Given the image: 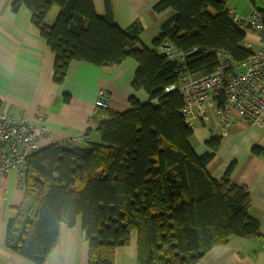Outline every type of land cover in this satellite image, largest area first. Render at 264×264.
Segmentation results:
<instances>
[{"label": "trees", "instance_id": "obj_1", "mask_svg": "<svg viewBox=\"0 0 264 264\" xmlns=\"http://www.w3.org/2000/svg\"><path fill=\"white\" fill-rule=\"evenodd\" d=\"M228 2L163 0L155 10L170 9L172 15L147 47L137 31L121 29L111 15L99 16L93 0L13 1L14 11L24 6L32 13L55 53V82L64 81L73 61L102 67L131 58L138 63L133 88L149 101L132 97L129 111H106L98 143L55 144L29 158L26 191L33 200L22 222H9L11 249L43 264L62 225L73 228L79 218L89 264H114L116 250L129 244L132 232L138 234V264H197L233 236H259L248 190L231 182V169L220 180L208 172L221 138L210 139L203 154L193 148L194 131L181 114L183 98L166 92L178 82L180 63L159 51L163 42L194 51L184 65L197 76L219 68L216 52L235 65L248 61L254 52L245 45L247 31L233 22ZM54 7L60 11L49 27L45 22ZM257 12L264 25V11Z\"/></svg>", "mask_w": 264, "mask_h": 264}, {"label": "crops", "instance_id": "obj_2", "mask_svg": "<svg viewBox=\"0 0 264 264\" xmlns=\"http://www.w3.org/2000/svg\"><path fill=\"white\" fill-rule=\"evenodd\" d=\"M13 1L0 0V98L3 102L0 113L19 122L46 126L53 139H40L42 149L55 144L72 147L98 143L101 138L97 129L106 121V111H129L132 97L141 103L149 101L147 93L133 88L138 63L131 58L119 65L102 67L73 61L64 81L55 82V53L34 24L32 13L24 6L14 11ZM162 1L93 0V3L99 16L111 15L121 29L137 31L141 43L152 47L160 35L161 24L172 15L170 9L155 10ZM227 6L250 20L253 12L264 11V0H255L254 4L249 0H229ZM55 18L50 21L48 16L46 25L51 27ZM260 40L258 33L247 31L246 43L253 52L260 50ZM103 89L109 94V109L95 105ZM218 118V111L212 109L205 119L198 121L191 144L200 155L208 150L210 139L221 138L208 172L220 180L231 169V182L250 193V213L260 222V234L247 238L233 236L228 244L214 247L197 264H264V153L254 152L255 148L264 149V124L248 126L237 119L227 134H222ZM77 134H83L86 141L74 142ZM32 200L20 186L15 172L1 178L0 264H36L7 245L9 222H22ZM43 264H89V247L81 218L73 228L62 225L59 242ZM114 264H138L137 232L131 233L128 245L116 250Z\"/></svg>", "mask_w": 264, "mask_h": 264}, {"label": "built area", "instance_id": "obj_3", "mask_svg": "<svg viewBox=\"0 0 264 264\" xmlns=\"http://www.w3.org/2000/svg\"><path fill=\"white\" fill-rule=\"evenodd\" d=\"M233 22L246 31L260 35L261 48L242 65H235L230 57L216 52L219 68L210 75L197 76L190 72L186 64L194 51L182 52L168 42L159 47L161 54L179 64L178 82L166 88V92L177 91L183 98L181 114L186 125L193 131L196 123L205 119L212 109L219 114L218 128L227 134L237 119L248 126L264 124V25L261 15L255 11L250 20L240 17L230 10ZM250 49V44L245 43ZM244 68L237 73V68ZM220 99L224 106L219 107ZM97 108L109 109V94L103 89L98 93ZM53 139L52 132L44 125L37 126L29 122H19L7 114L0 113V180L3 176L15 172L20 186L26 189L27 162L30 157L42 150L39 140ZM75 142H85L83 134L73 137Z\"/></svg>", "mask_w": 264, "mask_h": 264}, {"label": "rangeland", "instance_id": "obj_4", "mask_svg": "<svg viewBox=\"0 0 264 264\" xmlns=\"http://www.w3.org/2000/svg\"><path fill=\"white\" fill-rule=\"evenodd\" d=\"M59 8L58 7H55V8H53V11L50 13V15H49V20L51 21V18H53V17H57L58 16V14H59ZM56 19V18H55ZM53 22H54V19H53ZM243 70H244V68H242V67H239V68H237V73H241V72H243ZM82 146H84V144H82Z\"/></svg>", "mask_w": 264, "mask_h": 264}]
</instances>
